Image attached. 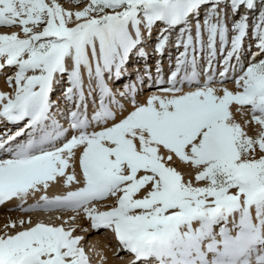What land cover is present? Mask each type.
<instances>
[{
  "label": "snow or ice",
  "instance_id": "1",
  "mask_svg": "<svg viewBox=\"0 0 264 264\" xmlns=\"http://www.w3.org/2000/svg\"><path fill=\"white\" fill-rule=\"evenodd\" d=\"M208 2L90 0L72 12L56 0H0V26H19L23 33L0 34V71L17 69L6 77L14 91L0 92V121L23 123L0 134V205L15 199L20 204L9 211L74 213L58 225L32 224L29 218L32 226L0 235V264H90L84 238L74 235L76 225L65 227L81 212L93 229L112 230L122 248L144 264H264V58L256 60L264 55V11L253 25L241 15L229 30L226 12L219 8L222 0H213L202 22L196 20L193 35L191 19ZM229 6L235 14L241 6L254 8L255 0H230ZM157 22L165 25L155 44L160 55L170 44L171 30L183 25L175 39V47L183 50L173 70L165 80L157 60L153 80L145 64L144 75L158 92L138 103L135 83L126 86L133 110L89 131L116 120L111 105H123L107 80L124 74L130 53L145 43L142 29L151 37ZM249 31L258 51L245 65L241 56ZM139 54L147 57L143 47ZM228 79L238 90L223 88L218 95L211 85ZM65 80L70 138L50 99L54 84ZM233 103L250 106L259 126L255 136L232 118ZM161 146L167 160L174 154L195 168V180L203 185L194 186L169 166ZM70 160L78 163L82 181L75 171L66 172ZM141 170L144 175L138 177ZM58 178L66 186L73 181L81 186L49 197L47 189ZM41 189L45 194L26 205ZM142 189L145 194L134 198ZM108 197H115V206L98 210L97 203Z\"/></svg>",
  "mask_w": 264,
  "mask_h": 264
},
{
  "label": "bare ground",
  "instance_id": "2",
  "mask_svg": "<svg viewBox=\"0 0 264 264\" xmlns=\"http://www.w3.org/2000/svg\"><path fill=\"white\" fill-rule=\"evenodd\" d=\"M46 2L50 3L51 0H46ZM56 2L60 3L61 6L63 8H65V10L72 11V12L82 10L85 6L88 5L86 3V0H80L79 3H76L75 0H56ZM227 3L228 2L226 0H223L219 4V8L223 9L226 12V15H229V12H232V10H231L230 6L225 8V4H227ZM255 11H256V9H255ZM255 13H257V12H255ZM235 14H237V13H235ZM248 14H250V19L253 20L252 21L249 19V21H248L249 25H253L257 19V15H255L254 12H252V13L247 12V15ZM204 16H205V9H202V10H200L198 16H195L191 19V23L193 26V35H194V31H195L194 25H195L196 20L199 19L202 22ZM237 18H239V17L234 18V20ZM73 19H74V17H73ZM226 22H227V20H226ZM231 24H232V22H231ZM231 24H228L229 28L231 27ZM164 27H165V25L162 22H157L153 26V31H152L151 37H148L147 31L142 29V31H144V35H145V43H143L142 45H139L137 50H139V47H143L145 49V52L147 53V57L146 58L143 56L137 57V54L133 50L130 53L129 59L126 63V66H125L126 71L119 78V80L118 79L107 80L108 86L110 87L112 92L115 94V97L118 96L116 91L118 92L122 85L125 86V88L128 91H129V89L126 86H130L133 83H135V87L137 89L142 85L141 81L138 80V78H137L138 77V71L137 70L144 68L145 64H147L151 68L153 80L157 79V73H156V67H157L156 62H157V60H160L162 62L163 75L166 76V73H167V76H168L170 71L173 70L174 64L172 62L175 63V57L173 60L172 48L174 46L172 47V45L173 44L175 45V39H176L177 34L179 33V29H178L179 26H176L174 29L171 30L170 44L168 46H166L163 55L158 54L156 51L148 50V48H147V42L150 41V38H155L153 40L155 42V40H157L158 35L160 34V30L163 29ZM13 31L18 32L21 36H23V33H22L21 28L19 26H13V27L0 26V34H5V33L10 34ZM205 39H206V35H205ZM254 43H255V41L250 39V31H249L248 36L245 38V40L243 42L244 46L242 49V53L244 52L243 50L246 48V46L253 45ZM148 46H150V43H148ZM257 51H258V49L255 46L250 47V51L247 53V55L245 57L242 54L241 62L244 63L245 65H247V63L249 62V56L248 55L251 52L254 53ZM260 57H264V55L256 57V60L257 59L259 60ZM170 59H171L172 67H170V64H169ZM200 63H201V66H199V67L201 68V71H202V68H203L202 61H200ZM68 66L70 67L71 65L69 64ZM198 70L200 71V69H198ZM4 73H2V74H4ZM140 74H141V72H140ZM8 76L9 75H7V74L0 75V91L1 92H4V93L10 92L11 93L12 91H14L13 89L15 88V86L10 87V85L6 82V77H8ZM120 81H122V82H120ZM64 83H66V82L60 81V82L54 84L53 92L50 95V99L53 101V105H54L52 108V112L54 114H58L60 112L63 104L66 103L65 99L63 98V88L65 86ZM84 83H85V94L87 96L88 80H87L86 72L84 74ZM114 86H118V88H116ZM160 86H166V83L164 85H160ZM211 86L217 89L218 95H222L223 88H228L229 90H231L233 92H235L237 90L234 79H228L223 83L214 82ZM158 87L156 85H150V86L145 87L142 91L136 92V95H135L136 101L138 103L146 102V99L150 95L156 94L158 92ZM189 90H190L189 86L184 85V91H189ZM57 95H58V97L56 98ZM133 107H134V105L131 101V98H129L128 101L123 104L122 108L117 109L115 111V114H116V120L115 121H108L107 124H101V125H95L94 124L89 129V131H94V130L98 131L102 127L110 126L112 123L118 122L120 119H122L124 116H126L131 110H133ZM230 111L232 113V118L237 123H239L241 125V127L245 130V132L247 134H253L256 130H259V129H257L259 126L257 124H255L254 121H252V113L250 111V106H238L235 103H233L232 105H230ZM93 114H94V111L91 109L89 114H88L89 118H91V116ZM0 131L2 132V131H4V129L1 128ZM0 134H2V133H0ZM137 144H138V141H137ZM74 151H76L78 154L79 150L75 149ZM160 154L165 158L167 164L169 166L175 167L178 171H180L186 180H192V182H197L195 180L196 169L193 168L189 163L181 161L180 158L175 156L174 154H172L171 160H167L169 153L162 146L160 147ZM73 171H75L76 177L78 178L79 173L81 172V170L78 166V163H74L73 161L70 160V166L68 169H66V172L71 174ZM141 175H144V172L142 170L140 172H138L137 176L139 177ZM63 180H64V178H58V181H59L58 183L52 182L50 184V187L47 189L46 194L48 196H55V195H59V194H62V193L69 191L73 187V183L66 186V185H64ZM199 183H201V182H199ZM145 192H146V189H142L139 193H137L134 196V198H141L145 194ZM44 194H45V190L41 189V191L37 192L35 195H30L28 200L26 201V205L37 202L39 197L41 195H44ZM19 204H20V201H17L14 199L12 201L4 203L3 205H0V235H3L5 232H7L8 234H14L16 231H20L23 228L30 227V226H32V224H35L36 222H40V221H43L45 223H53V224L58 225V224L62 223L63 221L68 220V217L70 215H74V213H71V212H60V211H53V212H24V211H19V210L9 211L10 208H14ZM108 206H115V198L111 199L108 197L105 200L97 203V208H98V210H101V211L107 210ZM57 216L60 217L59 220L56 219ZM29 218H31L32 224L27 223ZM20 221H24L23 225H21ZM11 222H16L15 227L5 228V225L10 224ZM72 224L76 225V231L74 232V235L82 236L84 238L83 240H85V239L91 240V242H86L85 250L90 253L93 251V248L95 247V251L93 252V260L97 261V264H122V261H120L117 257H115L118 254V252L117 253L112 252L113 242H115V243L118 242L116 236L110 238L109 234L106 231V228H103V227L98 229V230L93 229L91 226L90 220L86 219L82 212L80 213V215H78L76 217V219L74 221H68V223L65 224V227H68ZM83 229H86V231H84ZM140 263L144 264V261H141ZM130 264H138V263L133 262ZM153 264H154V262H153Z\"/></svg>",
  "mask_w": 264,
  "mask_h": 264
},
{
  "label": "rangeland",
  "instance_id": "3",
  "mask_svg": "<svg viewBox=\"0 0 264 264\" xmlns=\"http://www.w3.org/2000/svg\"><path fill=\"white\" fill-rule=\"evenodd\" d=\"M223 1V0H222ZM228 3L227 4H225V8L226 7H228L229 6V4H230V0H226ZM90 2V0H86V3L88 4ZM212 2H213V0H209V2L207 3V4H205L204 6H202L201 7V9L200 10H202V9H205V13L207 12V10L212 6ZM262 3V4H261ZM259 5L261 6V7H264V0H255V7L254 8H252V9H247L246 8V10L245 11H251V12H254V14L255 15H257V17L259 16V11H257V13H255L256 11H255V9L257 10L258 8L257 7H259ZM242 7V6H241ZM241 7L239 8V10H241ZM233 14V12H229V15H226V17H225V19L227 20V24H231V22L233 23V21H234V18H236L237 16H236V14H233V16H230V15H232ZM249 17H248V21H249ZM229 26V25H228ZM230 29V28H229ZM152 40H154V38H150V41L149 42H147V48H148V50H152V51H155V46H154V44L152 43ZM148 43H150V46H148ZM140 48V47H139ZM138 49V48H137ZM137 49H135L134 50V52L137 54V57H141V55L139 54V50H137ZM149 55V54H148ZM261 58H264V57H260L259 59H261ZM258 60V59H257ZM141 71H143V68H141V70H140V72ZM140 72L138 73L139 74V76L142 78V72H141V74H140ZM119 80V79H118ZM117 80V81H118ZM120 82H122V81H120ZM143 90V89H142ZM257 129H259V127L257 128ZM258 133V130H256L253 134H248V135H251V136H255L256 134ZM260 153H259V149L257 148V150H256V155L258 156ZM186 180V179H185ZM193 185L194 186H202L203 185V182H201V183H199V182H193Z\"/></svg>",
  "mask_w": 264,
  "mask_h": 264
}]
</instances>
